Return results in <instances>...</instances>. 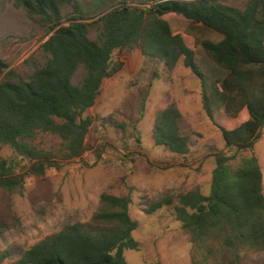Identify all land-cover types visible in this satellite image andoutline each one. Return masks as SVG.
Here are the masks:
<instances>
[{"label":"trees","instance_id":"trees-1","mask_svg":"<svg viewBox=\"0 0 264 264\" xmlns=\"http://www.w3.org/2000/svg\"><path fill=\"white\" fill-rule=\"evenodd\" d=\"M73 4L74 0H16L17 7L45 28L47 39L26 76L0 58L4 74L0 145L32 161L27 176L42 177L58 165L53 153L33 145L40 133L61 139V159H81L94 122L86 112L96 105L104 80L124 65L114 61L116 52L140 50L169 69L183 59L201 82L209 118L213 121L224 110L231 128L218 127L227 152L214 155L210 193L195 189L179 196L173 207L176 221L189 234L193 249L205 251L204 260L214 242L235 256L244 249L264 252L263 174L258 158L253 154L241 158L236 168L231 164L241 153L254 152L264 128V0H247L244 8L225 0H121L96 17L83 11L64 16L63 8ZM175 16L223 37L200 44L220 69L214 82L183 36L172 31L168 18ZM91 30L97 32L96 39H91ZM80 69L83 77L74 83ZM182 121L181 111L170 104L156 114L153 137L156 145L185 157L191 138L182 132ZM23 182L24 175L0 159V189L13 192ZM130 205V197L102 194L91 221L66 225L21 252L14 264H127L126 251L140 247L133 238L139 224L130 215ZM169 205V200L157 201L148 214Z\"/></svg>","mask_w":264,"mask_h":264},{"label":"rangeland","instance_id":"rangeland-1","mask_svg":"<svg viewBox=\"0 0 264 264\" xmlns=\"http://www.w3.org/2000/svg\"><path fill=\"white\" fill-rule=\"evenodd\" d=\"M120 1L74 0L73 6L64 7L62 12L71 16L83 11L96 17ZM246 2L225 0L227 5L238 8H244ZM168 21L172 31L180 33L196 52L197 63L214 82L221 75L220 69L200 44L203 40L219 42L223 37L183 16L170 17ZM96 35L91 30V39ZM46 39L45 28L17 7L16 0H0V58L10 68L28 75ZM113 59L124 65L112 78L104 80L96 105L86 112L94 122L81 159H61V139L40 133L33 145L53 153L58 165L42 177L27 176L32 161L0 145V159L11 163L16 174L24 175L22 187L13 192L0 189V264H14L21 252L68 224L91 221L104 193L131 199L130 215L139 224L133 238L140 247L126 251L127 264H264V252L244 249L235 256L215 242L210 244L212 252L204 260L205 251L193 249L189 234L174 215L173 207L182 194L195 189L205 195L210 193L214 155L227 152L218 128H231L225 111L216 113L213 121L209 118L203 107L201 82L184 66L183 59L174 69L144 56L140 50L116 52ZM82 77L80 69L74 83ZM3 78L4 74H0V81ZM170 104L181 111L182 132L191 138L190 153L185 157L156 145L153 137L155 115ZM146 112L151 113V118ZM253 154L262 170L264 192V128L254 152L236 156L232 167ZM164 199L171 205L148 214L153 203Z\"/></svg>","mask_w":264,"mask_h":264},{"label":"crops","instance_id":"crops-1","mask_svg":"<svg viewBox=\"0 0 264 264\" xmlns=\"http://www.w3.org/2000/svg\"><path fill=\"white\" fill-rule=\"evenodd\" d=\"M97 103V102H96ZM166 108V106L165 107H162L161 109H160V111H162V110H164ZM159 111V112H160ZM146 116L147 117H149V118H151V113H148V112H146ZM155 117H156V115H155ZM154 119V118H153Z\"/></svg>","mask_w":264,"mask_h":264}]
</instances>
